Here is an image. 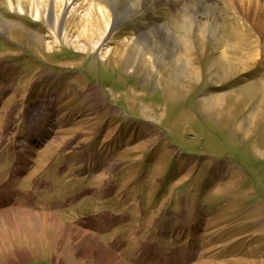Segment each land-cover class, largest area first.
<instances>
[{
	"label": "rangeland",
	"instance_id": "374dc122",
	"mask_svg": "<svg viewBox=\"0 0 264 264\" xmlns=\"http://www.w3.org/2000/svg\"><path fill=\"white\" fill-rule=\"evenodd\" d=\"M252 2L0 0V189L15 191L0 197V264H110L111 251L124 264H264V103L239 91L264 87ZM222 55L243 57L226 81ZM20 73L40 84L23 111ZM114 222L109 252L89 232Z\"/></svg>",
	"mask_w": 264,
	"mask_h": 264
},
{
	"label": "bare ground",
	"instance_id": "6f19581e",
	"mask_svg": "<svg viewBox=\"0 0 264 264\" xmlns=\"http://www.w3.org/2000/svg\"><path fill=\"white\" fill-rule=\"evenodd\" d=\"M247 1H249L250 3L253 1H251V0H247ZM256 1V2H255ZM75 3H77V2H75ZM74 3V4H75ZM248 3V2H247ZM252 3H255V4H253V5H255L254 6V8L255 9H253V10H255L252 14L254 15V20L255 19H260L259 20V22L261 21V23H262V29H261V31H259L260 33H263L264 34V18L262 17V18H260V17H258V15L256 16V11L259 9V8H261L262 10H264V0H254ZM252 5V6H253ZM175 5H173L172 6V8L171 9H173V7H174ZM103 7V6H102ZM258 7V8H257ZM93 9V8H92ZM247 10V9H246ZM261 11V10H260ZM172 12L173 11H169L168 12V17L169 16H171L172 15ZM235 12H237V11H235ZM258 12V11H257ZM260 13H262V14H264V12L263 11H261ZM87 14V13H86ZM85 14V15H86ZM171 14V15H170ZM84 15V16H85ZM206 15V16H205ZM251 16V15H250ZM90 17V16H89ZM164 18V17H163ZM204 18H205V20H207V22H205V24L203 23L202 25H205V28L207 29V28H209L210 26L213 28H211V29H209V31H211V32H214V30H216L215 28H217L216 27V23H214L213 21L215 20L214 18L215 17H213L212 16V12L211 11H209L208 13H206V14H204ZM253 18V17H252ZM89 19V18H88ZM214 19V20H213ZM187 21L186 22H180L179 23V26H177L176 28L179 30V31H183V35L181 36V39L184 41V43H185V45H188L189 44V42H188V40H189V33L188 32H190V30L192 29V21H193V19L190 21V20H188V19H186ZM172 21V20H171ZM217 21V20H216ZM52 22H53V28H54V30H60V28H59V21H58V19L57 18H54L53 20H52ZM86 22H88V21H86ZM152 23V27L151 28H153V27H155L156 25H157V22L155 21V22H151ZM151 23H149V24H151ZM260 23V24H261ZM198 24L200 25L201 23H197V26H198ZM250 24V23H249ZM254 24V22L252 23V25ZM86 25V24H85ZM239 25V24H238ZM255 25V24H254ZM251 26V25H250ZM258 26V25H257ZM150 28V29H151ZM157 28V27H156ZM199 28V27H198ZM259 28V27H258ZM260 28H261V26H260ZM244 29H246V28H244ZM248 30V29H247ZM245 31L243 34H247L248 33V31ZM249 30H251V29H249ZM161 31V30H160ZM162 32V31H161ZM250 32H252V31H250ZM155 33L156 32H154V34H148L149 35V41L150 42H148V43H151L152 41H156V42H159L160 41V39H161V37L162 36H160V37H157V36H154L155 35ZM165 34V33H164ZM147 35V36H148ZM233 37L234 36H237L238 37V40L237 41H239V39L242 37V32H241V30L240 29H235L234 31H233ZM250 35V34H249ZM146 36V38H148ZM143 38V37H142ZM233 39V38H232ZM234 40V39H233ZM243 40V39H242ZM137 41H139V40H137ZM141 43V42H140ZM142 44V43H141ZM227 44H228V42H227ZM240 44V43H239ZM143 45H145V44H143ZM229 47L227 46V48H228V52H232L233 50H234V48H235V46L233 45V43L232 42H229ZM227 48H226V50H225V52L227 51ZM224 52V53H225ZM190 53H192V51L190 52ZM250 55V53H248V56ZM187 56L188 57H190V55H189V52L187 53ZM233 57L232 56H230L229 55V57H228V59L227 60H225L226 59V56L225 55H222L221 57H219V58H217V60H222V62H223V66H222V68L220 69V72H221V78H222V80L221 81H226V80H228V79H230L232 76H234L235 74H236V72H234L235 70H237L241 65L237 62V61H240L241 59H243V57H240V58H238V59H236V60H233L232 59ZM178 59H180L181 61L179 62V64H180V66H181V68H182V71H186L187 72V70H189V69H191V67H188V64H190L188 61L186 62L185 60H183V59H185L183 56L182 57H178ZM183 61H185V63H182ZM216 61V60H215ZM217 62V61H216ZM187 64V65H186ZM216 64V63H215ZM242 70V69H241ZM193 71V77L192 78H190L189 77V75H185V78L186 79H188V80H192V81H196L197 80V77H199L198 76V74H196V72L194 71V70H192ZM243 71V70H242ZM238 72H240V70L238 71ZM232 73H234L233 75H231ZM196 74V75H195ZM184 77V76H183ZM250 80V79H249ZM249 80H247L246 82H255V81H249ZM259 81H262V80H259ZM264 82H262V84H263ZM259 89H261L263 92H264V87H261V86H259V85H256V84H249V85H243L242 86V89H240L239 91H241V92H243L246 96H248L249 97V99H253L254 97H260V100H259V102L260 103H264V94H262L261 95V93L259 92ZM209 99V98H208ZM216 100H219L218 99V97H213V98H211V99H209V100H207L206 99V106H207V108H214L215 106H216ZM42 125L40 126V128L42 129ZM40 130V129H39ZM38 131V130H37ZM44 134H45V131H44ZM46 135V134H45ZM38 136H40V134H38V132H36L35 134H34V137H36L35 139L36 140H39V138H37ZM44 136V135H43ZM5 191H7V193H5ZM3 194H6V195H3ZM15 195V191L14 190H12V188H10L9 190H3V189H0V197H2L3 199H4V201H8V202H10L11 201V199L13 198V196ZM2 203V204H1ZM3 206V201H1L0 202V207H2ZM31 209H33L32 207H31ZM7 210V209H6ZM0 211H2V210H0ZM1 214H2V212H1ZM45 214H53V213H45ZM17 215V214H16ZM45 217H49V216H47V215H45ZM49 219V218H48ZM44 223H45V221H44ZM58 228H59V225H58ZM71 230V229H70ZM79 232V231H78ZM77 233V232H76ZM88 232L87 231H84V234H87ZM83 233H80L79 235H78V237H81V235H82ZM83 234V236L84 237H86L85 235ZM89 234V233H88ZM87 234V235H88ZM95 237V236H94ZM98 242L100 243V241L98 240ZM103 249H105V248H103ZM102 249V250H103ZM104 252V251H103ZM110 252V251H109ZM112 252H110V253H108V252H106L104 255H103V257H102V259L103 260H110L109 262H110V264H118V262L115 260V256H116V258L119 260V258H118V256L117 255H115V253H112L113 255H115V256H113L112 254H111ZM101 259V258H100ZM99 259V260H100ZM98 260V261H99ZM120 261V260H119ZM121 262V261H120Z\"/></svg>",
	"mask_w": 264,
	"mask_h": 264
},
{
	"label": "crops",
	"instance_id": "0c3cea01",
	"mask_svg": "<svg viewBox=\"0 0 264 264\" xmlns=\"http://www.w3.org/2000/svg\"><path fill=\"white\" fill-rule=\"evenodd\" d=\"M27 81V80H26ZM30 84L31 83H35L33 81H30L29 82ZM29 84V86H30ZM24 85V81L23 83H21L19 86L20 87H23ZM13 95L11 96H5L6 100L2 103V104H5V105H9L10 102H11V98H12ZM137 219L136 218H133V225L135 226H138V223H136ZM92 225L93 227H97L99 225H96V224H90ZM121 225L120 223H117V222H114L113 224H111L110 226H105V224H102V226L98 229V232L97 233H94V232H89L90 234H98V235H103L105 236L104 239L105 241L103 242L104 245L102 248H105L106 250H113L114 248H110L109 246L112 244V240H115V237H114V234L116 232L115 230V227ZM87 231V230H86ZM77 237V235L75 236ZM73 238L74 240H77V238ZM76 251H80L79 247L78 248H75ZM81 252V251H80ZM112 253H115V255L118 256L119 260L121 261V264H124L123 260L126 258V257H123L120 252H114V251H111ZM84 252H81V255L83 254ZM144 260L146 259H149L148 256H143ZM126 262H129V263H133V258H130V259H127Z\"/></svg>",
	"mask_w": 264,
	"mask_h": 264
}]
</instances>
